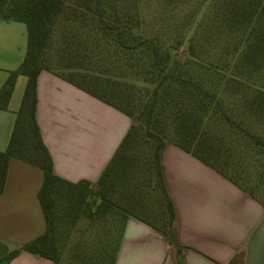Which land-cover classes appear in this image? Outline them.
<instances>
[{
  "label": "trees",
  "instance_id": "16d2710c",
  "mask_svg": "<svg viewBox=\"0 0 264 264\" xmlns=\"http://www.w3.org/2000/svg\"><path fill=\"white\" fill-rule=\"evenodd\" d=\"M0 18L27 33L23 61L0 87L6 109L17 77H26L0 150V193L10 158L43 172L45 231L11 256L115 264L130 217L177 244L160 162L169 143L264 206V0H0ZM42 70L131 118L94 183L52 170L35 120Z\"/></svg>",
  "mask_w": 264,
  "mask_h": 264
},
{
  "label": "crops",
  "instance_id": "0c3cea01",
  "mask_svg": "<svg viewBox=\"0 0 264 264\" xmlns=\"http://www.w3.org/2000/svg\"><path fill=\"white\" fill-rule=\"evenodd\" d=\"M12 23L18 21L0 18V87L16 61L20 29ZM35 98V120L53 172L73 182H96L131 118L46 70L37 75ZM9 103L0 109V150L7 147L15 121L17 109ZM160 162L177 213V244L130 217L115 264H264L260 202L173 144L163 147ZM42 179L39 167L10 158L0 193V264H52L23 250L11 256L45 231L37 199Z\"/></svg>",
  "mask_w": 264,
  "mask_h": 264
},
{
  "label": "rangeland",
  "instance_id": "374dc122",
  "mask_svg": "<svg viewBox=\"0 0 264 264\" xmlns=\"http://www.w3.org/2000/svg\"><path fill=\"white\" fill-rule=\"evenodd\" d=\"M12 24H14V26H17V28H19L20 31L18 30V32H17L18 43L16 45V52H15L16 61L14 62V64H12L11 70H9L7 72L5 80H6L10 71L16 70L20 66V64L23 61L25 52H26V44H27L26 26L24 23H21V22L12 23ZM19 39H20V42H19ZM178 53L181 54L183 52L179 51ZM25 84H26V77L23 75H19L16 79V82H15V85H14V88L12 91V95L10 97V103H9L10 108H13V109L19 108L21 100H22V96L24 93ZM83 224L84 223L81 221H79V223H78L79 226H83Z\"/></svg>",
  "mask_w": 264,
  "mask_h": 264
}]
</instances>
